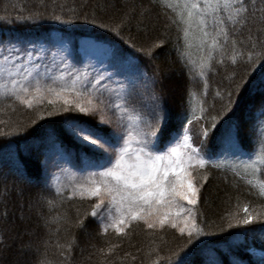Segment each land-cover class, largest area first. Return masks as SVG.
<instances>
[{"label": "trees", "instance_id": "obj_1", "mask_svg": "<svg viewBox=\"0 0 264 264\" xmlns=\"http://www.w3.org/2000/svg\"><path fill=\"white\" fill-rule=\"evenodd\" d=\"M177 3L183 0H0V45L18 36L47 37L52 31L74 40L91 37L109 44L121 55L134 57L140 70L153 79L171 129L186 124V115H200L201 106L215 115L227 100L217 92L225 93L233 74L236 81L243 77L245 88L238 94L239 106L205 146L207 157L223 164L220 168L206 166L200 176L207 171L208 180L198 182L203 187L197 222L212 235L198 238L196 248L188 252L187 247H180L185 240L170 227L152 230L137 221L126 230L127 235L110 229L104 234L93 218L83 217L90 211L91 201L78 196L70 199L67 190L58 194L41 178L40 162L47 150L56 143L77 148L61 119L76 113H60V103L46 101L28 108L14 97L0 94V133H7L0 135V264H10L17 256L25 257V264H162L168 257L173 262L182 259L184 264H264V221L226 228L232 214L242 217L245 204L255 209L254 214L264 215V198L258 194L257 182L261 178L252 176L250 170L245 173L243 164L222 162L228 148L243 153L248 161L264 154V64L256 62L249 67L240 57L236 64L230 60L232 39L238 42L237 50L243 48L245 53L257 39L264 40L260 32L264 17L257 12L251 24L230 35L224 62L216 63L220 54L214 53L211 70L205 69L201 77L198 65L206 50H201L196 37L189 39L186 47V38L170 22L173 12L162 7ZM255 4L257 9L264 7L260 0ZM161 40L164 45L153 50L151 59L137 51ZM233 99L237 100V95ZM49 112L53 115L48 116ZM237 124L238 138L234 134ZM249 179L253 185L247 183ZM81 217L86 230L76 227ZM221 226L226 229L223 233Z\"/></svg>", "mask_w": 264, "mask_h": 264}, {"label": "snow or ice", "instance_id": "obj_2", "mask_svg": "<svg viewBox=\"0 0 264 264\" xmlns=\"http://www.w3.org/2000/svg\"><path fill=\"white\" fill-rule=\"evenodd\" d=\"M260 4L264 6V0H260ZM162 7L173 12L170 22L186 38V47L190 46L189 39L196 37L200 41L201 50H206V56L198 65L201 77L205 76V69L211 70L214 53L220 54L216 63L224 62L225 45L230 35H235L251 24L257 12L264 17V7L257 9L255 0H183V3L163 4ZM55 19L59 20L60 17ZM260 32L264 33V29ZM239 43L242 45L243 41ZM231 44L232 64L238 63L237 57L249 67L256 62L264 64V40L257 39L247 53L243 48L237 50V40L232 39ZM163 45L161 40L137 51L151 59L153 50ZM22 58V63H16ZM31 60L30 51L25 52L23 57L6 55L0 60V77L7 78L4 83H0V89L3 90L0 94L12 96L32 108L33 103L45 99L47 93L53 97L49 100L50 104L60 102L58 112L76 113L62 116L63 128L74 140L91 149L89 154L96 158V170L82 177L81 182L75 183L69 196L70 199L78 196L82 200L91 201L90 211L86 210L83 217L93 218L104 234L112 229L121 236L127 235L126 230L137 221H142L147 229L152 230L170 227L185 240V244L180 247H187L188 252L196 248L200 242L198 238L212 235L205 232L193 212L203 187L202 182L197 186L198 175L206 166H223L222 163H213L207 157L205 146L220 131V127L231 120L239 106L238 94L245 88L243 77L236 81L233 74L225 93L221 95L217 92V96L222 100L226 96L227 100L215 115L201 106L200 115H186V124L182 123L179 129H171L162 103H157L147 115L136 113L135 109L131 110L135 115H130L127 101L123 97L118 96L121 102L113 103L103 99L102 92L97 95V85L103 79L102 76L95 78L90 90L82 84L79 75L69 82L61 74L52 78V84H43L40 73L35 71L37 66L29 67ZM57 81L60 83L57 84ZM234 95H237V100L233 99ZM52 115L53 112L48 113V116ZM37 119L43 117L38 116ZM239 131L240 125L237 124L234 133L237 138ZM242 167L245 173L250 170L252 176L258 175L261 178L257 181L258 194L264 198V154L258 155L256 159L250 158ZM233 171L236 176H240L235 167ZM194 172L198 175H194ZM199 180H208L207 171H203ZM247 183L253 185V180L249 179ZM60 191L57 189L58 194ZM242 210V217L232 214L227 219V229L264 221V215L249 211L248 204ZM4 216H7L6 212ZM83 217L76 220V227L86 230L87 224ZM225 230L221 226L219 231L223 233ZM249 230L244 228V231ZM173 255L179 253L174 252ZM162 264L184 262L182 259L173 262L168 257Z\"/></svg>", "mask_w": 264, "mask_h": 264}, {"label": "rangeland", "instance_id": "obj_3", "mask_svg": "<svg viewBox=\"0 0 264 264\" xmlns=\"http://www.w3.org/2000/svg\"><path fill=\"white\" fill-rule=\"evenodd\" d=\"M28 51L32 52L29 67L37 66L35 71L40 73L43 84H52V78L59 77L61 74L69 82L79 75L82 84L90 90L95 78L102 76L103 79L97 85V95L102 92V98L111 100L113 103L121 102L117 99L118 96L123 97L127 101L130 115H135L132 109H135L136 113L147 115L157 103H162L154 87L153 79L140 70L134 57L123 56L113 46L95 41L91 37H80L74 40L57 31L37 39L31 36H18L0 45V60L6 55L23 57V54ZM22 62L23 58L16 61V63ZM6 79V77H0V83H4ZM59 83L60 81H57V84ZM2 91L0 89V92ZM45 97L43 102L53 99L47 93ZM68 136L77 148L56 143L42 158L40 173L43 181L56 189L67 190L71 194L75 183L81 182L82 177L96 170L94 167L96 158L89 154L91 149L74 140L69 134ZM245 156L239 151L228 148L222 162L231 166L234 163L244 164L248 162V159H244ZM193 174L198 175L196 172ZM200 175L201 173L198 175V182ZM197 186L200 185L197 183ZM198 203H200V195ZM197 205L193 207L195 215ZM249 211L252 212L255 209L249 208ZM250 252L261 253L258 250H250ZM25 262V257L17 256L11 259L10 264H25Z\"/></svg>", "mask_w": 264, "mask_h": 264}, {"label": "bare ground", "instance_id": "obj_4", "mask_svg": "<svg viewBox=\"0 0 264 264\" xmlns=\"http://www.w3.org/2000/svg\"><path fill=\"white\" fill-rule=\"evenodd\" d=\"M98 44H101V43H98Z\"/></svg>", "mask_w": 264, "mask_h": 264}]
</instances>
